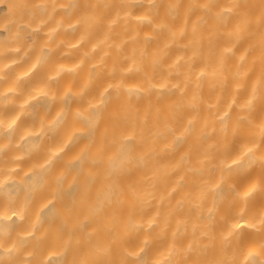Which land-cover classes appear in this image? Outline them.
I'll return each instance as SVG.
<instances>
[{
    "label": "clouds",
    "instance_id": "9594fccd",
    "mask_svg": "<svg viewBox=\"0 0 264 264\" xmlns=\"http://www.w3.org/2000/svg\"><path fill=\"white\" fill-rule=\"evenodd\" d=\"M10 3L0 264H264V0Z\"/></svg>",
    "mask_w": 264,
    "mask_h": 264
},
{
    "label": "bare ground",
    "instance_id": "6f19581e",
    "mask_svg": "<svg viewBox=\"0 0 264 264\" xmlns=\"http://www.w3.org/2000/svg\"><path fill=\"white\" fill-rule=\"evenodd\" d=\"M161 14H163V10H162ZM12 15H13V11H12V9H11V3H10V0H9L8 8L6 7V5H0V24H7L8 21L10 20V18H11ZM145 30H146V29H145ZM127 34H130V32L127 33ZM6 35H7V32H5L4 30H0V37L6 36ZM96 35H100V32L98 31V32L96 33ZM65 39H67V40H72V39H74V37H73L71 34H68V35L65 36ZM154 46H155V45L153 44V45H150L149 47L152 48V47H154ZM85 47H87V45H85ZM174 54H175V49H173V50L170 51L169 57H168L167 59H168V60H171V58L173 57ZM74 59H75V57L72 58V59H69V60L63 61V62L71 63V62H73ZM53 62H54V63L57 62L55 57L53 58ZM230 63H232V62H230ZM52 67H53V64H49V65H47L46 67L42 68V69L36 74V76L34 77V80H37V81H38V80L43 76V74H44L45 72L51 71V70H52ZM83 75H84V73H83V71H82L81 74H80V78L77 80V86L79 85L80 80L83 79ZM68 79H69L68 77H65V78L61 81V86H63V84L65 83V81H67ZM104 79H105V78H104L103 76H102L101 78H99V79L96 81V83L94 84V86H93V88H92L91 91H92V92H95L96 89H98L100 86H102V84L104 83ZM138 79H139V78H138L137 76H135V75L129 77V81H130V82H133V83L136 82ZM46 104H47V101H42V102H40V108H41V110H40V116H41V118L44 117L43 108L46 106ZM113 107L118 109V108L120 107V103L117 102L116 104H114ZM22 123H23V122H22ZM75 126H76V122H75V121H72V120H69V122H68V124L65 126V128L62 129L61 132H60V133L58 134V136L56 137V141H58V140H59V139L65 134V132H68L69 130L73 129ZM56 141H52V143H55Z\"/></svg>",
    "mask_w": 264,
    "mask_h": 264
}]
</instances>
